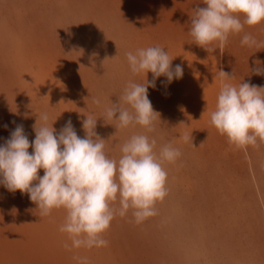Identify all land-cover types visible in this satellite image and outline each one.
I'll return each instance as SVG.
<instances>
[{
    "label": "rangeland",
    "instance_id": "374dc122",
    "mask_svg": "<svg viewBox=\"0 0 264 264\" xmlns=\"http://www.w3.org/2000/svg\"><path fill=\"white\" fill-rule=\"evenodd\" d=\"M198 7L207 5L203 0H0V145L17 125L31 143L41 113L57 133L70 119L83 138L82 121L95 115L106 152L118 159L120 145L145 129L105 124L103 107L92 97L105 106L118 103L129 81L152 80L151 72L131 73L127 52L158 45L173 58V70L183 68L182 78L169 84L162 75L148 88L158 114L155 131L146 134L156 137L157 153L169 142L181 152L176 162L163 165L167 195L156 203L157 215L137 224L130 210L103 234L108 246L67 250L64 244L71 241L59 231L63 208L40 217L27 193L0 184V264H78L76 256L87 257L88 264H264V142L237 148L210 124L219 71L233 85L264 87V75L254 71L264 72V22L230 34L223 52H208L189 32ZM246 33L259 48L241 45ZM184 135L192 140L185 142Z\"/></svg>",
    "mask_w": 264,
    "mask_h": 264
},
{
    "label": "clouds",
    "instance_id": "9594fccd",
    "mask_svg": "<svg viewBox=\"0 0 264 264\" xmlns=\"http://www.w3.org/2000/svg\"><path fill=\"white\" fill-rule=\"evenodd\" d=\"M203 3L207 7H198L191 15L189 32L192 41L208 52L216 48L223 52L230 34L241 33L245 25L264 22V0ZM213 43L217 47L209 48ZM240 43L249 48L260 47L255 37L247 33ZM126 58L133 75L146 77L151 72L152 80L129 81L118 96V103L111 101L105 106L100 98L92 97L93 104L103 107L100 117L105 124L116 130L137 125L145 129V133L133 134L120 145L118 159L106 152L107 140L96 132L95 115H86L82 121L83 138L77 135L70 119L57 133L53 123L48 125V114L41 113L33 125L35 139L31 143L23 125H17L0 145V184L10 192L27 193L40 217L63 208L66 215L59 231L71 241L64 244L67 250L108 246L103 234L116 216L125 217L130 210L137 224L157 215L155 205L167 195L168 174L163 165L174 163L181 156L171 142L163 144L157 153L156 137L146 133L155 131L158 114L148 98V88H155L156 79L162 75L169 84L182 78V66L176 65L173 70V58L158 45L127 52ZM254 71L264 75L260 68ZM218 74L221 88L215 110L210 113V124L237 148L256 145L258 140L264 142V87L248 82L236 86L228 82L231 77L226 72L221 70ZM182 139L188 142L192 137L184 135ZM40 169L44 170L42 176ZM73 259L78 264H88L87 257Z\"/></svg>",
    "mask_w": 264,
    "mask_h": 264
},
{
    "label": "bare ground",
    "instance_id": "6f19581e",
    "mask_svg": "<svg viewBox=\"0 0 264 264\" xmlns=\"http://www.w3.org/2000/svg\"><path fill=\"white\" fill-rule=\"evenodd\" d=\"M12 261V260H11Z\"/></svg>",
    "mask_w": 264,
    "mask_h": 264
}]
</instances>
